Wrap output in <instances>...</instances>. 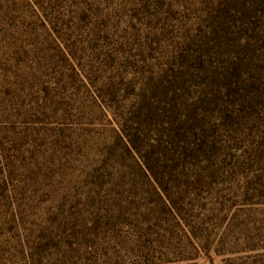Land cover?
Here are the masks:
<instances>
[{"label":"rangeland","instance_id":"1","mask_svg":"<svg viewBox=\"0 0 264 264\" xmlns=\"http://www.w3.org/2000/svg\"><path fill=\"white\" fill-rule=\"evenodd\" d=\"M264 0H0V264H264Z\"/></svg>","mask_w":264,"mask_h":264},{"label":"trees","instance_id":"2","mask_svg":"<svg viewBox=\"0 0 264 264\" xmlns=\"http://www.w3.org/2000/svg\"><path fill=\"white\" fill-rule=\"evenodd\" d=\"M264 2V1H263ZM264 4V3H263Z\"/></svg>","mask_w":264,"mask_h":264}]
</instances>
